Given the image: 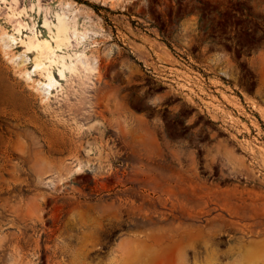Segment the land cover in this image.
I'll list each match as a JSON object with an SVG mask.
<instances>
[{
    "label": "rangeland",
    "instance_id": "1",
    "mask_svg": "<svg viewBox=\"0 0 264 264\" xmlns=\"http://www.w3.org/2000/svg\"><path fill=\"white\" fill-rule=\"evenodd\" d=\"M0 264H264V0H0Z\"/></svg>",
    "mask_w": 264,
    "mask_h": 264
},
{
    "label": "bare ground",
    "instance_id": "2",
    "mask_svg": "<svg viewBox=\"0 0 264 264\" xmlns=\"http://www.w3.org/2000/svg\"><path fill=\"white\" fill-rule=\"evenodd\" d=\"M67 14V13H66ZM63 14V15H58V22L55 25V44L58 46L61 45H67L69 43V34H70V29H69V24H70V20L68 18V15ZM74 31V30H73ZM72 32V31H71ZM72 38L73 36L76 35V32H72ZM29 45L31 48H35L39 50L40 56L44 59H49L50 60V64L55 63L60 64L61 65V74L63 73L64 70H73L74 69V64L72 62H66L65 58L60 56V55H56L55 51L51 48V46L48 43H39L34 40H31L29 42ZM79 55V54H78ZM76 56V55H75ZM79 61H81V63L85 64V67H89L90 69L93 67H91V63L88 61V58H83L81 59L80 57H77ZM72 59V58H71ZM78 61V62H79ZM39 65H43L42 60H40V62L37 64V66ZM47 70V69H45ZM48 71V70H47ZM90 71V70H89ZM72 72V71H71ZM47 86H52L54 85V78L53 76L48 73L47 74Z\"/></svg>",
    "mask_w": 264,
    "mask_h": 264
}]
</instances>
